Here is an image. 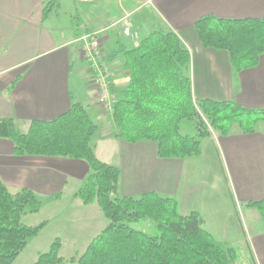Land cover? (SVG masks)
<instances>
[{"label": "crops", "instance_id": "0c3cea01", "mask_svg": "<svg viewBox=\"0 0 264 264\" xmlns=\"http://www.w3.org/2000/svg\"><path fill=\"white\" fill-rule=\"evenodd\" d=\"M47 1L0 0V120L13 119L18 130L26 133L32 122L53 121L67 113L73 102L80 103L98 127L97 158L121 171L117 196L140 198L155 192L173 198L181 215L201 216L204 229L219 245L235 246L236 233L246 242V229L237 215L245 209L254 222L263 221L248 204L264 200V131L213 134L202 140L201 156L184 160L159 158L152 142L132 145L118 140L110 116L98 105L95 84L76 41L86 32H100L114 74L112 92L119 96L129 82V72L121 55L109 59L117 40L130 47L153 31H172L191 55L195 99L264 110V55L257 67L235 73L229 54L203 48L195 29L205 16L264 19V0H104L109 6L101 20L86 12L84 24L73 15L62 20L59 10L65 0L57 12L43 19ZM82 2L88 5L94 0ZM111 2L116 12L110 9ZM125 28L134 33L135 43L124 36ZM100 123L105 124L103 131ZM89 172L84 161L17 158L13 143L0 139V182L13 194L29 189L49 202L52 213L43 219L47 225L42 232L50 228L58 232L55 238L63 243L61 251L68 248L83 254L107 225L97 204L84 206L75 197ZM261 238L251 244L250 252L264 264Z\"/></svg>", "mask_w": 264, "mask_h": 264}, {"label": "trees", "instance_id": "16d2710c", "mask_svg": "<svg viewBox=\"0 0 264 264\" xmlns=\"http://www.w3.org/2000/svg\"><path fill=\"white\" fill-rule=\"evenodd\" d=\"M61 0L43 4V19L57 12ZM203 48L229 54L235 73L258 66L264 55V19L226 20L205 16L195 24ZM122 56L129 82L109 115L115 138L127 144L152 142L161 159L201 156V142L213 133L226 137L233 126L253 134L264 123V110L245 109L235 102L197 100L189 73L191 55L179 37L157 30L136 46L117 40L109 59ZM195 124L197 136L181 133V123ZM98 127L88 109L73 102L69 111L50 122L34 121L26 133L13 119L0 120V139L13 143L15 157L65 158L84 161L90 172L75 197L84 205L97 204L106 227L80 256H61L63 243L55 239L34 264H230L236 252L220 246L197 213L181 215L175 199L155 192L140 198L119 197L121 171L100 161L94 139ZM213 132V133H212ZM42 200L31 190L15 194L0 182V264H15L29 241L38 237L47 223L23 224V218L38 214ZM264 221V200L251 202ZM150 219L156 234L148 235L132 224Z\"/></svg>", "mask_w": 264, "mask_h": 264}, {"label": "rangeland", "instance_id": "374dc122", "mask_svg": "<svg viewBox=\"0 0 264 264\" xmlns=\"http://www.w3.org/2000/svg\"><path fill=\"white\" fill-rule=\"evenodd\" d=\"M110 5V9L116 12V4L114 2H111ZM108 6L109 5L105 3L104 0H94L93 3H90L88 5L82 2V0H65L59 10V15L62 17V20L64 18H67V16L70 18V16L73 15L74 17H78L82 21L81 23L84 24L87 21L86 12L90 13V18H95V20H101V17H103L105 10L108 8ZM131 34H133V36L127 38L135 43L138 39L135 38V35L132 31ZM99 127L100 131H103L105 128V124L100 123ZM233 130H237L236 125L233 126ZM257 130L263 132L264 123H260L257 127ZM181 133L183 135H188L191 137L197 136V131L195 129L194 122L183 121L181 123ZM42 202L44 205L42 206V214L40 213L39 215H28L24 217L23 224L32 227L37 226L41 222H43V219L46 220L48 219V217H51V205L49 206V202L46 200H42ZM237 216L240 220V224H243L246 229V242L243 243L241 235H238V233H236V236H238L236 237V239L238 240L234 238V240L237 241L234 244L235 246H233L232 248L222 246L223 248L233 249L236 252V259L233 260L230 264H262V262L258 263L255 255L252 254V251L250 252V250L251 244L258 242V239L263 240L261 236H264V221H262L263 223L254 222L251 218H249V216H247V211L245 209L240 212ZM246 227H248L250 230H248ZM132 228L152 236L156 234L155 224L150 219L134 223L132 224ZM57 233L58 232H54L53 228H50L46 232H41L37 238L30 240L27 248L23 251V253H21V255L16 260L15 264H34L38 258V253L41 254L48 251L51 243L54 241V239H56L55 236L57 235ZM81 254L82 253L69 252L68 248H65L63 251H61V256L65 259H71L72 257H77Z\"/></svg>", "mask_w": 264, "mask_h": 264}, {"label": "built area", "instance_id": "2783aa9c", "mask_svg": "<svg viewBox=\"0 0 264 264\" xmlns=\"http://www.w3.org/2000/svg\"><path fill=\"white\" fill-rule=\"evenodd\" d=\"M123 33L126 37L133 36L129 28H125ZM76 42L79 44L81 56L88 65L95 84L98 105L104 114L110 115L117 98L112 92L114 74L109 68L100 32H86Z\"/></svg>", "mask_w": 264, "mask_h": 264}]
</instances>
